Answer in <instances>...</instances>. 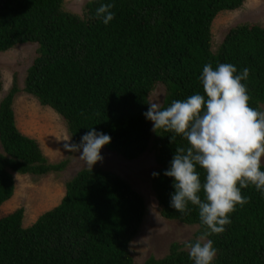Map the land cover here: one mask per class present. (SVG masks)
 <instances>
[{"label":"trees","instance_id":"trees-1","mask_svg":"<svg viewBox=\"0 0 264 264\" xmlns=\"http://www.w3.org/2000/svg\"><path fill=\"white\" fill-rule=\"evenodd\" d=\"M246 0H92L84 15L68 13L65 0H0V53L20 45H37V55L21 89L15 76L0 102V209L16 192L14 173L44 177L63 172L68 161L53 165L37 140L17 126L14 104L20 93L35 97L67 123L73 143L94 127L111 136L105 149L128 161L146 153L155 137L159 176L152 189L168 221L206 226L196 206L188 214L170 207L174 178L164 175L182 136L161 130L143 115L158 84L167 88L162 107L203 94V66H236L250 70L246 84L250 106L264 107V28H232L213 50L212 27L223 12L241 9ZM104 3L114 4L108 25L95 17ZM0 71V95L3 91ZM201 180L204 170L197 166ZM264 170V165H262ZM249 202L236 206L222 234L208 237L217 256L213 264H264V195L242 188ZM203 198V193H201ZM143 196L128 182L102 169H84L66 184V195L54 209L28 228L25 210L0 218V264H135L131 244L146 216ZM195 241V239L190 240ZM184 244L145 264H193Z\"/></svg>","mask_w":264,"mask_h":264},{"label":"clouds","instance_id":"clouds-1","mask_svg":"<svg viewBox=\"0 0 264 264\" xmlns=\"http://www.w3.org/2000/svg\"><path fill=\"white\" fill-rule=\"evenodd\" d=\"M113 8L114 4H101L95 17L108 25L115 18ZM249 74L248 68L237 74L236 66L230 63H219L215 68L207 63L199 77L203 94L174 100L167 107L153 100L143 114L153 123V132L175 133L172 142L176 136L188 142L186 149L177 147L164 175L174 178L170 207L186 215L189 204L196 206L206 226L195 241L184 242L193 264H213L217 250L208 237L222 234L236 206L249 202L242 188L252 185L264 195V111L250 106L243 83ZM64 141V149L79 153V159L92 170L103 161L101 151L111 143V136L92 127L79 143H72L68 137ZM197 166L204 170L203 181ZM152 175L157 178L159 173Z\"/></svg>","mask_w":264,"mask_h":264},{"label":"rangeland","instance_id":"rangeland-1","mask_svg":"<svg viewBox=\"0 0 264 264\" xmlns=\"http://www.w3.org/2000/svg\"><path fill=\"white\" fill-rule=\"evenodd\" d=\"M89 1L92 0H65L64 9L68 13L83 16ZM240 25H259L264 28V0H246L241 9L220 14L212 27L213 50L216 52L229 31ZM37 48L35 44H26L0 53V71L4 83L0 102L12 88L15 76L19 87L24 89L27 71L36 58ZM166 95V86L158 84L151 93L150 101H158L163 106ZM262 110L264 111V107ZM14 111L20 131L39 142L49 163L57 165L68 161V167L63 172L51 173L44 177L13 174L16 192L13 199L0 209V218L24 209L23 226L28 228L43 214L57 207L66 195V184L80 171L88 168L79 159V153H71L64 149L63 145L66 143L64 139L71 138L72 143L73 140L67 123L54 110L43 107L35 97L23 92L15 100ZM154 140L155 137L149 150L134 161H128L103 148L101 151L103 161L93 167L112 172L124 179L145 200L147 207L145 220L131 244L135 264H145L151 257L163 259L169 254L174 243L184 244L185 241L196 239L200 229L198 226H188L162 217L152 189V173L158 172L160 168L156 162Z\"/></svg>","mask_w":264,"mask_h":264}]
</instances>
